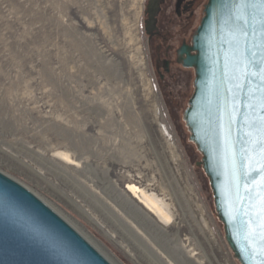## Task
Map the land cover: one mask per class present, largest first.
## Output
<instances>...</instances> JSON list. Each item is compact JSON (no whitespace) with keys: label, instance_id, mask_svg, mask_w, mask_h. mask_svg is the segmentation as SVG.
Wrapping results in <instances>:
<instances>
[{"label":"rangeland","instance_id":"374dc122","mask_svg":"<svg viewBox=\"0 0 264 264\" xmlns=\"http://www.w3.org/2000/svg\"><path fill=\"white\" fill-rule=\"evenodd\" d=\"M154 1L0 0V171L112 264H241L151 67Z\"/></svg>","mask_w":264,"mask_h":264},{"label":"water","instance_id":"95a60500","mask_svg":"<svg viewBox=\"0 0 264 264\" xmlns=\"http://www.w3.org/2000/svg\"><path fill=\"white\" fill-rule=\"evenodd\" d=\"M204 12L181 48L195 69L184 119L236 258L264 264V0H208ZM0 264L112 263L0 171Z\"/></svg>","mask_w":264,"mask_h":264},{"label":"flooded vegetation","instance_id":"af4514ba","mask_svg":"<svg viewBox=\"0 0 264 264\" xmlns=\"http://www.w3.org/2000/svg\"><path fill=\"white\" fill-rule=\"evenodd\" d=\"M208 0H155L149 29L150 63L162 91L166 105L173 109L171 117L176 122H185L184 111L194 93L195 69L185 67L181 52L185 45L191 46L192 39L205 15ZM191 53H195L191 51ZM193 91L188 96L191 84ZM186 102L181 115L174 113Z\"/></svg>","mask_w":264,"mask_h":264},{"label":"bare ground","instance_id":"6f19581e","mask_svg":"<svg viewBox=\"0 0 264 264\" xmlns=\"http://www.w3.org/2000/svg\"><path fill=\"white\" fill-rule=\"evenodd\" d=\"M62 157L67 160H71L70 156L67 153H59ZM127 190L139 201V203L143 204L149 211H151L154 215L159 216L165 222H169L171 216L169 213L161 206V204L150 194H148L143 189L137 187L134 184H128Z\"/></svg>","mask_w":264,"mask_h":264}]
</instances>
